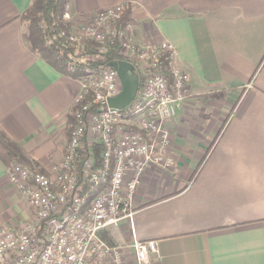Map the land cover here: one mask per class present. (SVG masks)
Masks as SVG:
<instances>
[{
    "label": "crops",
    "instance_id": "0c3cea01",
    "mask_svg": "<svg viewBox=\"0 0 264 264\" xmlns=\"http://www.w3.org/2000/svg\"><path fill=\"white\" fill-rule=\"evenodd\" d=\"M33 2L0 0V131L47 172L83 83L27 44L21 16ZM120 5L132 10L129 42L175 46L191 95L166 123L177 173L148 169L133 220L111 236L131 260L134 242L153 241V264H264V0H70L67 21ZM30 216L0 161V227Z\"/></svg>",
    "mask_w": 264,
    "mask_h": 264
},
{
    "label": "built area",
    "instance_id": "2783aa9c",
    "mask_svg": "<svg viewBox=\"0 0 264 264\" xmlns=\"http://www.w3.org/2000/svg\"><path fill=\"white\" fill-rule=\"evenodd\" d=\"M127 8L120 5L73 23L70 40L77 45L95 41L101 54L110 40L122 41L125 61L140 78L138 95L123 112L115 110L109 100L122 91L117 72L87 71L77 104L87 102L76 113L79 124L61 161L47 172L21 165L8 169L9 183L28 200L31 216L18 229L0 227V264H153L159 259L156 242H134L131 260L130 251L109 244L105 236L133 220L148 169L176 170L166 123L190 97V78L175 64L174 45L142 49L128 41L131 23L118 25ZM97 146L104 161L95 168ZM85 186L101 190L89 200Z\"/></svg>",
    "mask_w": 264,
    "mask_h": 264
},
{
    "label": "trees",
    "instance_id": "16d2710c",
    "mask_svg": "<svg viewBox=\"0 0 264 264\" xmlns=\"http://www.w3.org/2000/svg\"><path fill=\"white\" fill-rule=\"evenodd\" d=\"M70 0H34L30 8L21 16V21L26 29V41L29 47L39 55L47 64L58 72L75 80L87 76V71H100L111 62L127 60L123 42L118 38L107 43V52H99L98 43L92 40H83L80 45L70 40L73 24L65 19L67 6ZM132 21V10L128 7L118 21V25L126 27ZM162 71L168 75V63L162 59ZM87 102V101H86ZM79 103L68 118V142L71 141L74 131L78 126L76 113L86 104ZM96 167H100L103 160V148H94ZM0 161L8 169L14 165L38 169L29 160L23 149L0 131ZM41 171V170H40ZM101 188L93 190L85 186L84 193L89 200L93 199ZM105 240L115 245L117 242L111 235H106Z\"/></svg>",
    "mask_w": 264,
    "mask_h": 264
},
{
    "label": "water",
    "instance_id": "95a60500",
    "mask_svg": "<svg viewBox=\"0 0 264 264\" xmlns=\"http://www.w3.org/2000/svg\"><path fill=\"white\" fill-rule=\"evenodd\" d=\"M106 68L115 70L121 80V93L109 100V106L115 110L123 112L136 99L140 89V78L135 72L134 66L126 61L111 62Z\"/></svg>",
    "mask_w": 264,
    "mask_h": 264
},
{
    "label": "rangeland",
    "instance_id": "374dc122",
    "mask_svg": "<svg viewBox=\"0 0 264 264\" xmlns=\"http://www.w3.org/2000/svg\"><path fill=\"white\" fill-rule=\"evenodd\" d=\"M131 22H129V24H130ZM127 26V25H126ZM39 169V168H38ZM41 171H43L42 169H40ZM43 172H46V171H43ZM25 224H27V223H25ZM24 224V225H25ZM8 228V227H7ZM19 227H15V228H11V229H18Z\"/></svg>",
    "mask_w": 264,
    "mask_h": 264
}]
</instances>
